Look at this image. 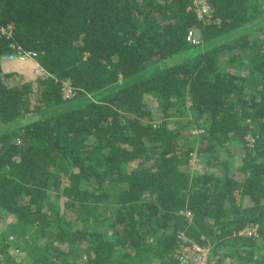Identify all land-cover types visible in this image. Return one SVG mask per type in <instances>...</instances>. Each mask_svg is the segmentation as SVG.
<instances>
[{"label": "trees", "instance_id": "trees-1", "mask_svg": "<svg viewBox=\"0 0 264 264\" xmlns=\"http://www.w3.org/2000/svg\"><path fill=\"white\" fill-rule=\"evenodd\" d=\"M262 1L208 0V22L192 0H0V56L45 71L12 83L0 58L3 264H180L182 235L264 264V29L225 38Z\"/></svg>", "mask_w": 264, "mask_h": 264}, {"label": "rangeland", "instance_id": "rangeland-1", "mask_svg": "<svg viewBox=\"0 0 264 264\" xmlns=\"http://www.w3.org/2000/svg\"><path fill=\"white\" fill-rule=\"evenodd\" d=\"M263 7H264V0L262 1ZM262 29H264V12L263 14L253 19L251 22L243 25L242 27L230 32L226 35L227 40L235 39L236 37L243 35V34H250L252 37H260L263 36ZM198 35L200 36V33L198 32ZM201 38V37H200ZM4 70L9 73H14V75L11 76L10 82L12 83H18L19 81H23L26 79H33L35 77L41 76L45 74V71L40 67L39 63L35 59H12V60H2L1 62ZM78 100L74 99L71 102H68L64 104L60 109H64L67 107H72L77 105ZM148 104L152 107L156 106L155 102L153 100L148 99ZM156 108V107H155ZM45 109V108H44ZM59 109V110H60ZM47 111V110H46ZM51 112V110H49ZM45 112V111H44ZM37 114V113H36ZM40 114V112H39ZM192 117H194V113L188 112L186 117H184L187 121L190 120ZM244 143L242 140H235L233 147H230L232 151L235 153V157L233 158L232 162L233 165H238L240 162V159L245 154V148L243 145H250L254 141L253 135L249 132L245 135L243 138ZM233 140L229 142V145H231ZM226 148L221 150L222 153H225ZM199 165L196 164V160L190 162V164L187 166V170L191 172L192 174L198 170ZM236 176L241 179L242 175L240 173H236ZM10 219V218H9ZM13 221L10 219L7 222V226H12ZM14 235L9 236L12 240ZM15 238V236H14ZM29 262V261H28Z\"/></svg>", "mask_w": 264, "mask_h": 264}, {"label": "built area", "instance_id": "built-area-1", "mask_svg": "<svg viewBox=\"0 0 264 264\" xmlns=\"http://www.w3.org/2000/svg\"><path fill=\"white\" fill-rule=\"evenodd\" d=\"M192 7L195 10L197 16L200 19L211 22L212 20V9L209 5L208 0H192ZM1 34H11V26L8 28L0 26V35ZM188 39L194 43H199L201 41L198 31L190 30L188 33ZM14 47V45H13ZM37 53L34 51L17 49L15 52L10 54H5L0 56L2 60H12V59H35ZM63 94L65 98H73L76 94L72 86L66 83L63 87ZM202 129L194 128L191 129L192 133H199ZM188 217H191L192 214L190 211L186 212ZM257 227L250 226L247 227L243 233L248 235L256 234ZM13 238V237H12ZM181 243L176 248L174 256L180 261V264H210L209 262V253L210 248L199 245L198 243L188 239L184 235L181 236ZM1 258V257H0ZM0 264L3 262L0 260ZM218 264H235L234 260L227 257L223 259Z\"/></svg>", "mask_w": 264, "mask_h": 264}]
</instances>
